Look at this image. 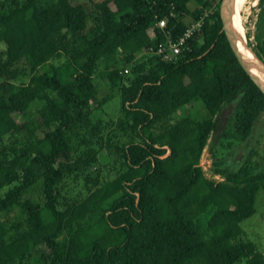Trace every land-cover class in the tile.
<instances>
[{"label":"trees","instance_id":"1","mask_svg":"<svg viewBox=\"0 0 264 264\" xmlns=\"http://www.w3.org/2000/svg\"><path fill=\"white\" fill-rule=\"evenodd\" d=\"M40 1H0V264H264L250 242L223 247L255 213L264 159L252 150L235 171L219 161V182L200 167L227 105L230 145L264 119V95L222 32L220 0ZM256 8L246 46L264 65V0ZM202 17L174 63L145 53ZM98 72L120 96L113 121L91 120L108 100L97 99ZM194 103L208 119L190 118Z\"/></svg>","mask_w":264,"mask_h":264},{"label":"rangeland","instance_id":"2","mask_svg":"<svg viewBox=\"0 0 264 264\" xmlns=\"http://www.w3.org/2000/svg\"><path fill=\"white\" fill-rule=\"evenodd\" d=\"M55 1L56 0H41L39 5L44 8ZM75 1L81 2L82 0H74V2ZM256 5L257 0H246L243 5L241 14L244 35L247 30H253L257 14ZM188 6L191 10L194 9L192 3H189ZM246 42L247 40L245 36V45ZM0 49H3V47H0ZM120 67L121 66H118L116 70L120 69ZM100 76L101 72H98L94 81L97 88V99L99 101H102L103 99L108 100L92 113L91 120L93 123H97L99 120L104 122L115 120L119 116L121 108L120 96L117 93V89L108 85V83L101 79ZM20 80L24 82L27 81L26 79H19L18 81ZM188 111L190 118L193 121L209 118L208 114L199 103H194L189 106ZM231 111L232 106L227 105L216 117L218 123L217 129L210 135L209 142L200 159V167L205 178L213 182H219L221 180L220 177L215 174V171L219 168L216 167L215 164L219 161L223 163L222 167L220 166V169L225 168L227 170L235 171L245 161L252 150L258 153L257 156L253 157L254 160L264 159V119H261L255 125L251 137L245 143L232 142L230 145L227 143L226 139L221 137L222 132L227 126ZM74 148H76V146H74ZM98 159L99 171L101 174L111 178L113 176V170L109 169L113 168L112 161L103 154V151L100 152ZM38 192L37 188L33 191V193ZM254 207V215L242 221L239 225L242 230V235L233 241L226 242L223 244V247H230L240 241L250 242L255 245L258 252L264 255V192L260 191L256 195ZM187 264L200 263L198 261H192ZM236 264H245V260H241Z\"/></svg>","mask_w":264,"mask_h":264},{"label":"built area","instance_id":"3","mask_svg":"<svg viewBox=\"0 0 264 264\" xmlns=\"http://www.w3.org/2000/svg\"><path fill=\"white\" fill-rule=\"evenodd\" d=\"M209 13L212 14L213 11ZM203 17H207V14H205ZM203 17L186 26L182 34L176 39H173L170 34L164 33L163 41L158 42L155 46L148 47L145 53L148 55L156 56L165 63H174L179 57H181L189 50L190 47L188 45V42L194 39L195 36L201 32V29L204 25ZM164 27V20H160L155 25V28L159 30L164 29ZM148 33L151 40H153V32L148 31ZM118 74H127V69H118Z\"/></svg>","mask_w":264,"mask_h":264},{"label":"bare ground","instance_id":"4","mask_svg":"<svg viewBox=\"0 0 264 264\" xmlns=\"http://www.w3.org/2000/svg\"><path fill=\"white\" fill-rule=\"evenodd\" d=\"M246 0H240L232 21V11L235 0H228V16L234 33V39L242 59L246 62L255 77L264 86V65L255 57V55L245 45L244 28L242 26L241 10Z\"/></svg>","mask_w":264,"mask_h":264},{"label":"water","instance_id":"5","mask_svg":"<svg viewBox=\"0 0 264 264\" xmlns=\"http://www.w3.org/2000/svg\"><path fill=\"white\" fill-rule=\"evenodd\" d=\"M219 17H220L221 24H222V32L224 33L225 38H226V40L228 42V45H229L232 53L234 54L238 64L240 65L242 70L246 73V75L250 78L252 83L264 95V86L255 77V75L253 74L251 69L248 67L246 62L242 59V57L240 55V52L238 50V47L236 45V42H235V39H234L233 29L231 27V23H230L229 16H228V0H220L219 1Z\"/></svg>","mask_w":264,"mask_h":264},{"label":"crops","instance_id":"6","mask_svg":"<svg viewBox=\"0 0 264 264\" xmlns=\"http://www.w3.org/2000/svg\"><path fill=\"white\" fill-rule=\"evenodd\" d=\"M147 36L149 37V39L151 40L150 36H149V33H147Z\"/></svg>","mask_w":264,"mask_h":264}]
</instances>
